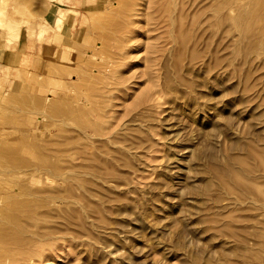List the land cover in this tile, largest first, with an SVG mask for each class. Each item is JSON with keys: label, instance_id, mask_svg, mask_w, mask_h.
I'll list each match as a JSON object with an SVG mask.
<instances>
[{"label": "rangeland", "instance_id": "obj_1", "mask_svg": "<svg viewBox=\"0 0 264 264\" xmlns=\"http://www.w3.org/2000/svg\"><path fill=\"white\" fill-rule=\"evenodd\" d=\"M13 1L0 0V11L5 14L0 20V264H264V47L260 41L255 39L254 45L249 39L257 32L258 16L264 17V3L257 0L262 4L261 14L260 4L251 2L254 7L258 4L255 14L253 9L250 12L253 6L249 7V0H232L231 10L236 11H228L233 21L232 45L220 43L226 44L224 50L219 44L217 62L208 53L210 45L201 53L206 45L202 41L196 49L192 41H199L208 24L222 17L223 11H215L222 0H193V6L185 8L182 3L189 0ZM241 6L250 11L245 15ZM62 11L69 12V21L68 28L61 31L54 19ZM255 15L258 20L253 21ZM251 23L254 31L248 29ZM259 23L261 20L260 28L264 21L261 26ZM219 25L217 32L222 35L224 26ZM245 27L247 30L242 29ZM247 31L254 33L247 36ZM183 37L187 44L181 41ZM229 46L231 51L227 52ZM190 47L199 51L191 54V60L189 54L194 49ZM182 51L188 63L184 57L180 56L182 61L177 57ZM58 52L63 53L62 58ZM198 53L206 61L198 59ZM221 55L228 60L223 62ZM173 59L175 64L180 60L183 69L181 65L174 68ZM83 127H88L86 140L90 144L87 153L82 144L78 146L84 151L80 155L97 166L102 165L100 151H105L101 149L105 139L127 129L133 134L130 139L135 141V151L120 146L124 161L108 171L119 179L112 183L96 180V184L84 187V176L79 174V187L83 188L71 184L69 178L76 175L74 164L83 161V157H72V138L81 140ZM134 135L137 138L133 139ZM240 159L254 170L249 181L248 175L240 172ZM211 170H223L229 176L221 173L219 177L220 172L213 175ZM238 173L254 186L253 193H243L247 204L236 202L235 193L231 195L235 188L230 186V174ZM47 175L51 180L45 178ZM222 176L230 184L226 186L231 196L226 189L221 190L224 186L218 187ZM70 192L72 200L68 202ZM53 193L68 197L61 195L62 203L51 204L47 196ZM79 195L85 196L84 201ZM52 225L47 232L56 233L52 240L57 241L36 239L44 234L43 227ZM40 231L44 232L40 235Z\"/></svg>", "mask_w": 264, "mask_h": 264}, {"label": "bare ground", "instance_id": "obj_2", "mask_svg": "<svg viewBox=\"0 0 264 264\" xmlns=\"http://www.w3.org/2000/svg\"><path fill=\"white\" fill-rule=\"evenodd\" d=\"M9 1V0H8ZM16 1V0H15ZM15 1H13L14 2V4H15ZM104 1V0H103ZM103 1H101V2H103ZM158 1H160V0H158ZM186 1V0H185ZM195 1H198V0H195ZM220 0H218V2H219ZM238 1V0H237ZM250 1V3L253 1V0H249ZM257 1V0H256ZM19 2V1H18ZM20 2H21V0H20ZM24 2V1H23ZM193 2V0H191V2H190V0L189 1H187L186 3L183 1V8H185L186 6H188V5H190L191 4V6H193V4L195 3H192ZM216 2H217V0H216ZM217 2V3H218ZM239 2H242L241 4H244V2L243 1H239ZM238 2V3H239ZM261 2H263L264 3V1L263 0H261ZM17 3V2H16ZM220 4H217L216 5V7L215 8H217V10H215V11H217V12H221V11H223V13L224 14H221L222 15V17L220 18V19H215L214 21H212V22H210L207 26H208V28L207 29H205V31H203L201 34H199V33H197V34H199V36L200 37H198V39H199V41H195V42H193L191 39H188V40H191L192 41V43H193V45L192 46H195L196 47V49H197V47H198V45H200L201 44V42L202 43H204V45H206L204 48H201V46H200V48L201 49H203V50H200V52L202 53L203 51L204 52H206L207 50H208V53H209V55H212L213 57H215V61H217L218 62V58L220 57L219 55V52H220V45L222 46V44H220V43H222V42H226L227 44H228V42H230L231 41V39H232V30H231V24H232V18L230 17V14L231 13H229L228 11L230 10L231 12L233 11V12H235L236 13V11H234L235 9H233V10H231V6L233 5L232 4V0H222V1H220L219 2ZM234 3V2H233ZM247 3V5L249 4V2L247 1L246 2ZM252 3H256L255 2V0H254V2H252ZM251 3V5L249 6V7H252L253 6V8H246V6H245V8H246V12H247V10L248 11H250V12H252V9L254 10V9H256L257 8V5L258 4H260V2L258 3V1H257V5H255V7H254V5ZM120 4V3H119ZM118 4V5H119ZM160 4V3H159ZM216 4V3H215ZM240 4V5H241ZM121 5H122V3H121ZM120 5V6H121ZM239 5V6H240ZM108 6V5H107ZM181 6V5H180ZM243 6V5H242ZM241 6V7H242ZM181 7V8H182ZM207 7H209V6H207ZM212 7V6H211ZM233 7V6H232ZM244 7V6H243ZM243 7H242V10H243ZM264 7V6H263ZM259 9L260 8H262V4H260L259 5V7H258ZM257 8V9H258ZM16 9V8H15ZM160 9V8H159ZM190 10H191V8H189ZM188 9V10H189ZM241 9V8H240ZM256 9V10H257ZM264 9V8H263ZM49 10V9H48ZM71 10V9H70ZM152 10V9H151ZM181 10V9H180ZM183 10V13H184V11H185V9H182ZM212 10V9H211ZM262 9H260V10H258L259 12L261 11ZM59 11H60V9H59ZM239 11V10H238ZM244 11V10H243ZM257 11V12H258ZM264 11V10H263ZM262 11V12H263ZM245 12V11H244ZM246 12H245V15H246ZM250 12L248 13V15L250 14ZM259 12H258V15H259ZM262 12H260L261 14H262ZM187 13V12H186ZM216 13V12H215ZM215 13H213V14H215ZM253 13H255V14H257L256 13V11L254 10V12ZM252 13V14H253ZM264 13V12H263ZM59 14V13H58ZM130 14V13H129ZM195 14V13H194ZM202 14V13H201ZM217 14V13H216ZM234 14V13H233ZM252 14H250L249 16H251L252 17ZM92 15V14H91ZM182 15V14H181ZM180 15V16H181ZM217 15H219V14H217ZM217 15H215V16H217ZM220 15V16H221ZM232 15V14H231ZM238 15V14H237ZM241 15V14H240ZM244 15V14H243ZM257 15V16H258ZM93 16V15H92ZM129 16V15H128ZM192 16V15H191ZM214 15H213V17H215ZM254 16V15H253ZM256 15H255V18L253 19V21H256L255 19H257L258 20V18H256L257 17ZM262 16H264V15H262ZM130 17V16H129ZM174 17V16H173ZM196 17V16H195ZM195 17H193L192 19H195ZM211 17V16H210ZM247 18H249L248 16H246ZM245 17V18H246ZM258 17H260V19L258 20V21H256L255 23L257 24V28H256V30L254 29V25H253V23H251V24H249V28L248 29H250V30H255V31H257L256 33H254V32H251L250 31V33L251 34H249V32L247 31V36H252V33H254L253 34V37H254V39H253V37L251 38H249V39H252L253 41V44L255 43L254 42V40L256 39L257 41H260L261 42V44L263 45V47H264V23L262 24V22L264 21L263 19H264V17H262L261 18V16H258ZM4 18H5V14L3 13V12H1L0 11V20H4ZM179 18V17H178ZM180 19V18H179ZM184 19V18H183ZM208 19H210V18H208ZM237 19V18H236ZM45 20V19H44ZM55 21H54V25L59 29V30H65L66 28H68V21H69V12H61L58 16L56 15V17H55V19H54ZM261 20V24L263 25V26H261V24H260V28L258 27V22ZM263 20V21H262ZM23 21V20H22ZM179 21V20H178ZM192 21V20H191ZM194 21V20H193ZM193 21H192V23H193ZM232 21V22H231ZM241 21V20H240ZM125 22V21H124ZM185 22V21H184ZM195 22V21H194ZM197 22V21H196ZM207 22V21H206ZM209 22V21H208ZM207 22V23H208ZM17 23V22H16ZM71 23V22H70ZM154 23V22H153ZM172 23V22H171ZM170 23V24H171ZM191 23V24H192ZM204 23V22H203ZM202 23V24H203ZM220 23H222V25L224 26V28H223V30H222V35L219 33V32H217L221 27V25H219ZM231 23V24H230ZM249 23H250V19H249ZM254 23V24H255ZM1 24H3V23H1ZM0 24V25H1ZM11 24V23H10ZM15 24V23H14ZM242 24H243V21H242ZM255 24V25H256ZM16 25V24H15ZM196 25V24H195ZM17 26V25H16ZM150 26V25H149ZM181 26V25H180ZM206 26V25H205ZM204 26V27H205ZM206 26V27H207ZM242 26H245V24L244 25H242ZM172 27V26H171ZM195 27V26H194ZM203 27V26H202ZM246 27H248V26H246ZM246 27L245 28H242V29H245V30H247L246 29ZM253 29H252V28ZM256 27V26H255ZM191 28V27H190ZM197 27H195V29H196ZM259 28V29H258ZM184 29V28H183ZM234 29V28H233ZM258 29V30H257ZM189 30V29H188ZM244 30V31H245ZM179 31H180V29H179ZM178 31V32H179ZM243 31V32H244ZM44 33V32H43ZM191 33V32H190ZM181 34V33H180ZM249 34V35H248ZM121 35V34H120ZM188 35V34H187ZM244 35H245V32H244ZM174 36V35H173ZM181 36V35H180ZM184 36L186 37V33L184 34ZM246 36V37H247ZM189 37V36H188ZM235 37H237V36H235ZM242 37V36H241ZM244 37V36H243ZM256 37V38H255ZM18 38V37H17ZM195 38H197L196 37V34H195ZM161 40V39H160ZM186 40V38H184L183 37V40H181L182 42H185V44H187L186 42H188V41H185ZM196 40V39H195ZM243 40V39H242ZM68 41H69V39H68ZM191 41H190V44H191ZM256 41V42H257ZM198 42V44H195V43H197ZM205 42H206V44H205ZM242 42V41H241ZM247 42H249V41H247ZM252 42H251V44H252ZM65 43V42H64ZM181 43V42H180ZM240 43V42H239ZM244 43H245V41H244ZM190 44L188 43V45L190 46ZM220 44V45H219ZM229 44H231L232 45V43L230 42ZM256 44V43H255ZM254 44V45H255ZM261 44L259 43V45H258V43H257V45H258V47L259 46H261ZM207 45H210V47L206 50V47H207ZM219 45V46H218ZM234 45V44H233ZM180 46H181V44H180ZM189 46H186V47H189ZM223 46H224V48H223ZM222 46V49H224L225 50V47H226V44L225 45H223ZM252 47H254L253 45H251ZM124 47V46H123ZM182 47V46H181ZM258 47H256V48H258ZM191 49H194V47H190ZM199 48V49H200ZM231 48H232V46H231ZM181 49V48H180ZM191 49L189 50V52L191 51ZM222 49H221V51H222ZM253 49H255V48H253ZM263 49V48H262ZM177 50V49H176ZM183 50V49H182ZM187 50V49H186ZM188 50H187V52H188ZM206 50V51H205ZM227 52L230 50L231 51V49H230V46L229 47H227ZM178 51V50H177ZM195 51H197V50H192V53H188L190 56H191V58H190V60L192 59V56L193 55H191V54H193V53H196ZM261 51V50H260ZM197 52H199V51H197ZM264 52V51H263ZM183 53V54H182ZM121 54V53H120ZM178 54V53H177ZM181 54V55H180ZM177 57H179V59L182 61V59H183V57H184V60H186L187 58H185V55H184V51H182L181 53H180ZM205 54V53H204ZM221 54H224L223 53V51L221 52ZM228 54H230V53H228ZM103 55V54H102ZM195 55H197V58L199 57L200 59H202V61H206L204 58V56H202V57H204V58H201V56H199V53L198 54H195ZM207 55V54H206ZM57 56L58 57H60V58H62L63 57V53H61L60 54V52H58L57 53ZM93 56V55H92ZM166 56V55H165ZM180 56H182L181 58H180ZM187 56V55H186ZM208 56V55H207ZM206 56V57H207ZM219 56V57H218ZM222 56V58H223V55H221ZM248 56V55H247ZM118 57V56H117ZM173 57H175V56H173ZM230 57V56H229ZM228 56L226 57V58H229ZM44 58V57H43ZM196 58V57H195ZM198 58V59H199ZM222 58H220V60H219V62H221V59ZM225 58V57H224ZM222 59L223 60V62H224V60L225 59ZM97 59V58H96ZM113 59V58H112ZM175 59H177V58H175ZM189 59V58H188ZM186 60V62L187 61H189V60ZM196 60V61H198L199 62V60ZM204 59V60H203ZM213 59V58H212ZM103 60V59H102ZM109 60V59H108ZM179 60V61H180ZM195 60V59H194ZM207 60H208V57H207ZM226 60H228V59H226ZM225 60V61H226ZM230 60V59H229ZM173 61H175L174 59L172 60V62ZM178 61V62H179ZM254 61V60H253ZM45 62V61H44ZM105 62V61H104ZM103 62V63H104ZM107 62V61H106ZM116 62V61H115ZM178 62H177V60H176V64H175V62H173L174 64L173 65H176V67L175 66H173L174 68H179L180 67V65L182 64V63H180L179 65H178ZM185 62V61H184ZM192 62V61H191ZM191 62H189V66H190V64H191ZM208 62V61H207ZM231 62V61H230ZM252 62V61H251ZM47 63V62H46ZM101 63V62H100ZM110 64H112L113 65V60H111L110 59V62H109ZM188 63V62H187ZM211 63H212V60H211ZM226 63V62H225ZM253 63V62H252ZM47 64H49V63H47ZM81 64V63H80ZM116 64V63H115ZM169 64V63H168ZM197 64V63H196ZM199 64H201V63H198L197 65H199ZM45 65V64H44ZM58 65V64H57ZM182 65H184V64H182ZM182 65H181V69H183V67H182ZM202 65V64H201ZM212 65H213V68H214V61H213V63H212ZM211 65V66H212ZM227 65H229V67H230V65H231V63H229V64H227ZM243 65V64H242ZM263 65V64H262ZM48 66V65H47ZM51 66V65H50ZM65 66V65H64ZM107 66V65H106ZM116 66V65H115ZM185 66H187V65H185ZM204 66V65H203ZM218 66H219V64H218ZM232 66V65H231ZM239 66V65H238ZM244 66V65H243ZM114 67V66H113ZM194 67V66H193ZM192 67V68H193ZM224 67V66H223ZM226 67V66H225ZM228 67V66H227ZM262 67V66H261ZM108 68V67H107ZM184 68H186V67H184ZM195 68V67H194ZM212 68V67H211ZM216 68V67H215ZM220 68V67H219ZM240 68H242V67H240ZM249 68V67H248ZM170 69H173V68H170ZM181 69H180V72H181ZM198 69V68H197ZM221 69H222V67H221ZM227 69V68H226ZM225 69V70H226ZM246 69V68H245ZM244 69V70H245ZM51 70H53V69H51ZM107 70V69H106ZM105 70V71H106ZM113 70V69H112ZM111 70V71H112ZM169 70V69H168ZM177 70H179V69H177ZM177 70H176V72H177ZM188 70V69H187ZM215 70V69H214ZM217 70V69H216ZM224 70V69H223ZM228 70V69H227ZM226 70V71H227ZM229 70H230V68H229ZM247 70H249V69H247ZM46 71V70H45ZM54 71V70H53ZM52 71V72H53ZM110 71V70H109ZM183 71V70H182ZM194 71V69H192V72ZM207 71V70H206ZM212 71V73H213V70H211ZM256 71V70H255ZM259 71H260V69H259ZM51 72V71H50ZM113 72V71H112ZM170 72V71H169ZM187 72H189V71H187ZM217 72V71H216ZM219 72V71H218ZM258 72V71H257ZM54 73V72H53ZM107 73V72H106ZM177 73H179V71L177 72ZM182 73V72H181ZM181 73H179V75L181 76L182 74ZM211 73V72H210ZM248 73V72H247ZM246 73V75H248ZM28 74V73H27ZM57 74H59L58 72H57ZM56 73H54V75H57ZM114 74V73H113ZM174 74H176V73H174ZM208 74V73H207ZM214 74V73H213ZM217 74V73H216ZM254 74H256V73H254ZM104 75V74H103ZM177 75V74H176ZM210 75V74H209ZM231 75V74H230ZM245 75V76H246ZM57 76H60V74L59 75H57ZM76 76V75H75ZM98 76V75H97ZM96 76V77H97ZM167 76V75H166ZM178 76V75H177ZM176 76V77H177ZM179 76V78H181L182 79V76L180 77ZM245 76H244V79H245V81H247V79H248V76H246L247 77V79L245 78ZM28 77V76H27ZM107 77V76H106ZM110 77H112V75L111 74H109V78ZM213 77V76H212ZM250 77V76H249ZM169 78V77H168ZM178 77L177 78H175L176 80L177 79H179ZM95 79V78H94ZM112 79V78H111ZM170 80V79H169ZM180 80V79H179ZM183 80V79H182ZM182 80H180V81H182ZM80 81V80H79ZM208 81V80H207ZM169 82V81H168ZM212 82V81H211ZM215 82V81H214ZM82 83V82H81ZM181 83H183V82H181ZM186 82L184 81V83L183 84H185ZM190 83V82H189ZM188 83V84H189ZM205 83V82H204ZM244 82H242V84H243ZM85 84V83H84ZM178 84V83H177ZM187 84V85H188ZM194 84V83H193ZM201 84H203V83H201ZM215 84V83H214ZM178 85H180V84H178ZM182 85V84H181ZM190 85V84H189ZM196 85V84H195ZM198 85V84H197ZM184 86V85H183ZM189 87V86H188ZM164 88V87H163ZM162 88V89H163ZM166 88V87H165ZM185 88H186V86H185ZM169 89V88H168ZM167 89V90H168ZM174 89V88H173ZM177 89V88H176ZM184 89V88H183ZM182 89V90H183ZM171 91L173 92L174 90H172L171 89ZM146 92V91H145ZM148 93H150L151 94V92H148ZM174 93V92H173ZM209 93V92H208ZM166 94V93H165ZM164 94V95H165ZM181 94V93H180ZM196 94V93H195ZM88 95V94H87ZM156 94H154V96H155ZM159 95V94H158ZM163 95V96H164ZM76 96V95H75ZM95 96V95H94ZM92 98H93V96H91ZM140 97V96H139ZM144 97V96H143ZM167 97V96H166ZM192 97V96H191ZM89 98V97H88ZM92 98H89V99H92ZM145 98V97H144ZM141 99V98H140ZM146 99V98H145ZM149 99V98H148ZM97 100V99H96ZM147 100V99H146ZM190 100V99H189ZM192 100V99H191ZM98 101V100H97ZM193 101V100H192ZM191 101V102H192ZM211 101V100H210ZM82 102V101H81ZM84 102V101H83ZM99 102V101H98ZM144 102V101H143ZM87 103V102H86ZM185 103V102H184ZM52 104V103H51ZM83 104V103H82ZM197 104V103H196ZM201 104V103H200ZM47 105V104H46ZM89 105V104H88ZM141 105V104H140ZM76 106H78V105H76ZM95 106V105H94ZM98 106V105H97ZM101 106V105H100ZM193 107H194V105H192ZM54 107V106H53ZM90 107V106H89ZM88 107V108H89ZM91 107H93V106H91ZM91 107H90V109H91ZM196 107V106H195ZM200 107V106H199ZM72 108V107H71ZM85 108H86V106H85ZM191 108V107H190ZM94 109V108H93ZM99 109V108H98ZM154 109V108H153ZM200 109H202V108H200ZM43 110V109H42ZM52 110V109H51ZM58 110V109H57ZM81 110V109H80ZM92 110V109H91ZM103 110V109H102ZM193 109H191V111H192ZM197 110V109H196ZM54 111V110H53ZM145 111V110H144ZM209 111V110H208ZM56 112V111H55ZM77 112V111H76ZM96 112V111H95ZM99 112H101V111H99ZM141 112V111H140ZM81 113V112H80ZM138 113V112H137ZM195 113V112H194ZM36 114V113H35ZM47 114V113H46ZM84 114V113H83ZM92 113H90V115H91ZM59 115V114H58ZM95 115V114H94ZM140 115V114H139ZM195 115V114H194ZM85 117V116H84ZM134 117V116H133ZM136 117H138L139 118V116H135V118ZM85 119V118H84ZM134 119V118H133ZM137 119V118H136ZM29 120V119H28ZM27 120V121H28ZM66 120V119H65ZM86 120V122H87V119H85ZM84 120V121H85ZM89 120V119H88ZM26 121V120H25ZM26 121V122H27ZM30 121H32L31 119H30ZM43 121V120H42ZM59 121V120H58ZM92 121V120H91ZM94 121V120H93ZM81 122H83V120L81 121ZM86 122H84V123H86ZM90 121H88L87 123H89ZM97 122V121H96ZM134 122V121H133ZM29 123V122H28ZM84 123H80L81 125H83ZM86 123V124H87ZM92 122H90L89 124H91ZM100 123V122H99ZM210 123H211V121H210ZM79 124V125H80ZM96 124H98V123H96ZM101 124V123H100ZM99 124V125H100ZM30 125V124H29ZM63 125V124H62ZM92 125H93V123H92ZM94 125H95V121H94ZM83 126H85V125H83ZM97 126V125H96ZM95 126V127H96ZM136 126V125H135ZM33 127V126H32ZM79 127H81V126H79ZM93 127V126H92ZM123 127V126H122ZM169 127H170V125H169ZM90 128V127H89ZM131 128V127H130ZM135 128V127H134ZM43 129V128H42ZM149 129H150V127H149ZM170 129V128H169ZM172 129V128H171ZM46 130V129H45ZM78 130H79V128H78ZM97 130H99V126L97 127ZM96 130V128H94V130L93 131H97ZM125 130V129H124ZM124 130H122V131H124ZM167 130V129H166ZM173 130V129H172ZM172 130H171V132H172ZM50 131V130H49ZM82 132H83V138L80 140L79 138H75V137H73L72 138V140H74V143H73V148H75V151H73V153H72V157H74V159H77L78 158V156H80L81 158H82V160L81 159H79V160H81L80 162V164H78V163H76V161H75V163H76V165L74 164V166H73V168H72V171L76 174L75 176H72V177H70L69 178V180L71 181V184H74V185H77L78 187H75L76 189H81V188H83V187H79V180L77 179L78 178V176H79V174L80 175H83L84 176V178H85V176H90V177H92V179L90 178V180L88 181V179L89 178H80V179H82L83 181H81L82 183H84V184H86V185H84V187H86V186H92V184L91 183H94L96 180H103V181H105L106 183H108V182H114V180H116V179H119V177L117 176V175H114V174H112V173H109L108 171L109 170H115L117 167H119V165H121L120 164V161H124L123 159V155L125 154H123V152H124V149H122V148H120V146H122L123 147V145H127V150L128 151H130V150H133V151H135V149L137 148L136 147V144H135V141H132L131 139H130V136H132L133 134H130V133H128L129 131H128V129H127V131H125V132H121V133H115V134H113V137H109L108 139H105L104 141H103V146H101V149H105V151H100L101 152V154H102V157H103V160L101 159V161H102V165L101 166H97V165H95V164H93L94 163V161H93V163H91V161H89V157H85L84 155H80V151H83V150H87L88 149V146H89V144H90V142L89 143H87V140H86V138H87V136H88V127L86 128V129H84V127H83V129L81 130ZM134 131V130H133ZM169 131L170 130H168V133H167V131H166V133H167V135L166 136H169L168 134H169ZM36 132V131H35ZM78 132V131H77ZM180 132V131H179ZM212 132V131H211ZM34 133V132H33ZM92 133V132H91ZM134 133V132H133ZM173 133H175V132H173ZM214 133V132H213ZM54 134V133H53ZM79 134V133H78ZM103 134V133H102ZM140 134V133H139ZM177 133H175V135H176ZM81 135V134H80ZM174 135V134H173ZM91 136V135H90ZM89 136V137H90ZM110 136V135H109ZM136 136H138V135H136ZM135 135L133 136V139H135L134 137H136ZM140 136V135H139ZM142 136V135H141ZM22 137V136H21ZM92 137V136H91ZM94 137V136H93ZM92 137V138H93ZM173 136H170V138H172ZM41 138H43V137H41ZM137 138V137H136ZM143 138V137H142ZM166 138V137H165ZM169 138V137H168ZM169 138V139H170ZM177 138V137H176ZM15 139V138H14ZM21 139V138H20ZM140 139H141V137H140ZM147 139V138H146ZM149 139H151V138H149ZM168 139V140H169ZM23 140V139H22ZM24 140H26V139H24ZM84 140V141H83ZM90 140V139H89ZM137 140V139H136ZM167 140V141H168ZM30 141V140H29ZM93 141V140H92ZM140 141V140H139ZM146 141V140H145ZM25 142V141H24ZM131 142V143H130ZM169 142H170V140H169ZM172 142V141H171ZM140 143H142V140H141V142ZM152 143V142H151ZM80 144H82L83 146H82V149L83 150H81L78 146L80 145ZM88 144V145H87ZM57 145V144H56ZM91 145H92V143H91ZM94 145V144H93ZM37 146V145H36ZM49 146V145H48ZM47 146V147H48ZM124 148V147H123ZM173 148V147H172ZM53 149V148H52ZM55 149V148H54ZM54 149H53V151H54ZM57 149V148H56ZM91 149V148H90ZM58 150V149H57ZM61 150V149H60ZM63 150V149H62ZM66 150V149H65ZM169 150V149H168ZM89 150H87V151H85L86 153L88 152ZM36 152V151H35ZM55 152V151H54ZM58 152V151H57ZM60 153H61V151H59ZM84 152V151H83ZM32 153V152H31ZM59 153V154H60ZM139 153V152H138ZM55 154V153H54ZM57 154V153H56ZM83 154H85V153H83ZM95 154H98V153H95ZM94 154V155H95ZM22 155H23V153H22ZM35 155V154H34ZM61 155V154H60ZM63 155V154H62ZM174 155V154H173ZM70 156V155H69ZM90 156V155H89ZM99 156V155H98ZM118 156V157H117ZM167 156V155H166ZM59 157V156H58ZM171 157V156H170ZM32 158V157H31ZM98 158V157H97ZM46 159V158H45ZM168 159V158H167ZM232 160V159H231ZM50 161V160H49ZM74 161V160H73ZM171 161L172 160H170L169 159V162L171 163ZM176 161V160H175ZM178 161V160H177ZM238 161V165H240V167H241V169H242V171H240V172H243L242 174H245V175H248L247 176V180L249 181V177H250V175H252V173H253V171L254 170H252L251 168H250V165L248 164V163H246L245 161H243L242 159H240V160H237ZM263 161V160H262ZM46 162V161H45ZM44 162V163H45ZM68 162V161H67ZM95 162H98L97 160L95 161ZM125 162L126 163H128L127 162V160H125ZM173 162V161H172ZM178 162H181V161H178ZM178 162H176V163H178ZM71 162H69V165H71L70 164ZM101 163V162H100ZM174 163V162H173ZM172 163V164H173ZM263 163H264V161H263ZM48 164V163H47ZM62 164H63V162H62ZM168 164V163H167ZM233 164V163H232ZM60 165H61V163H60ZM235 165V164H234ZM45 166V165H44ZM48 166H49V164H48ZM53 166H54V164H53ZM227 166H229V165H227ZM46 167H47V165H46ZM130 167V166H129ZM259 167H261L262 168V166L260 165ZM263 167H264V164H263ZM48 168V167H47ZM60 168H61V166H60ZM69 168V167H68ZM212 168V167H211ZM210 168V169H211ZM215 168V167H214ZM49 169H52V168H49ZM59 169V168H58ZM64 169V168H63ZM209 169V170H210ZM213 169V168H212ZM221 169V168H220ZM232 169L233 168H231V170L230 171H232ZM240 169V170H241ZM12 170V169H11ZM83 170V171H82ZM98 170V171H97ZM100 170H102V171H106V173L105 174H100L99 175V173H101V172H99ZM208 170V171H209ZM236 170V168H234V170L233 171H235ZM36 171V170H35ZM49 171V170H48ZM82 171V172H81ZM207 171V169H206V172H208ZM213 171V172H212ZM215 171V172H214ZM221 171H223V170H221ZM221 171H216V170H211V172L213 173V175L214 174H217V172H220V175H219V177L221 176V173L223 174V175H226L227 173H223L224 171H225V166H224V171L223 172H221ZM263 171H264V169H263ZM8 172V171H7ZM99 172V173H98ZM205 172V171H204ZM205 172V173H206ZM35 173V172H34ZM39 173V172H38ZM204 173V174H205ZM235 173H236V171H235ZM207 174H209L210 175V173H207ZM7 175H8V173H7ZM37 175V174H36ZM63 175V174H62ZM193 175H195V174H193ZM240 173H238V175H232V174H230V180L232 181V183L233 184H229V182H228V180L226 181V179L227 178H224L223 176V178L222 179H220V181H219V186L218 187H221L220 185H222V186H224V187H221V190H222V188L225 190H227V194L229 193V192H231L230 191V189H229V192H228V188H229V185L232 187V186H234L233 188H235V191L233 190V188H231V190H233L231 193V195H233L234 193H235V195H233L234 196V200L237 202H239V203H246V201H245V197H247L245 194H243V193H253V184H252V186H251V184H248V183H246V181L244 180V179H242V178H245V176L244 175H240ZM226 176H229V175H226ZM242 176V177H241ZM41 177V176H40ZM211 177V176H210ZM218 177V178H219ZM47 180H51V178H50V176L49 175H47L46 177H45ZM216 178V177H215ZM229 178V177H228ZM241 178V179H240ZM8 179V178H7ZM254 179V178H253ZM122 180H123V178H122ZM212 180V179H211ZM209 181H210V179H209ZM247 181V182H248ZM251 181V180H250ZM62 182L64 183V182H66V179H63L62 180ZM97 182V181H96ZM96 182H95V184H96ZM207 182H208V180H207ZM216 182V181H215ZM252 182V181H251ZM22 183V182H21ZM53 184H54V182H53ZM64 184H66V183H64ZM215 184V183H214ZM55 185V184H54ZM99 185V184H98ZM216 185V184H215ZM228 186V188H227V186ZM255 185V184H254ZM101 186V185H100ZM99 186V187H100ZM16 187V186H15ZM63 187V186H62ZM69 187V186H68ZM206 187V186H205ZM11 188H14V187H11ZM17 188V187H16ZM75 188H73L74 190H75ZM88 188V187H87ZM86 188V189H87ZM101 188V187H100ZM99 188V189H100ZM104 188V187H103ZM214 188H215V186H214ZM15 189V188H14ZM38 189V188H37ZM132 189V188H131ZM220 189V188H219ZM129 190V189H128ZM206 190V188L204 189V191ZM236 190H237V193H236ZM255 190H256V187H255ZM254 190V191H255ZM262 190V189H261ZM72 191V190H71ZM81 191V190H80ZM130 191V190H129ZM263 191V190H262ZM260 192V193H263V192ZM82 192V191H81ZM88 192V191H87ZM86 192V193H87ZM104 192H106L105 190H104ZM56 193V192H55ZM55 193H53V195L51 194V195H49V196H47V199H48V201L51 203V204H56V203H62L63 202V200H64V198H62V197H66L65 195L63 196V194H61L62 195V197H61V195H55ZM83 193V192H82ZM89 193V192H88ZM217 193V192H216ZM256 193V192H255ZM14 194V193H13ZM21 194V193H20ZM24 194V193H23ZM57 194V193H56ZM80 194V193H79ZM95 194V193H94ZM206 194H208V193H206ZM12 195V194H11ZM19 195V194H18ZM27 195V194H26ZM71 192L69 193V199L67 200L68 202H70L71 200H72V198H71ZM73 195H75V194H73ZM77 195V194H76ZM85 195V194H84ZM103 195V194H102ZM201 195V194H200ZM204 195V194H203ZM211 195V194H210ZM229 195V194H228ZM231 195H229V196H231ZM245 195V196H244ZM80 197H82V200L83 199H85V196L83 197L82 195H79ZM131 196V195H130ZM252 196H256V195H253L252 194ZM258 196V195H257ZM15 197V196H14ZM67 197H68V195H67ZM66 197V198H67ZM210 197V196H209ZM31 198V197H30ZM74 199H75V197H73ZM208 198V197H207ZM254 199H255V197H253ZM259 198V197H258ZM257 198V199H258ZM263 198V197H262ZM66 200V199H65ZM70 200V201H69ZM76 200V199H75ZM87 200V199H86ZM111 200V199H110ZM115 200H116V198H115ZM244 200V201H243ZM246 200H247V198H246ZM84 201V200H83ZM230 201V200H229ZM257 201V200H256ZM261 201V200H260ZM66 202V201H65ZM88 202V201H87ZM264 202V201H263ZM262 202V203H263ZM33 203V202H32ZM45 203V202H44ZM67 203V202H66ZM72 203V202H71ZM123 203V202H122ZM244 203V204H245ZM121 204V203H120ZM241 204V205H242ZM247 204V203H246ZM60 205V204H59ZM58 205V206H59ZM64 205H65V203H64ZM62 206V205H61ZM76 206V205H75ZM112 206V205H111ZM121 206V205H120ZM245 206H247V205H245ZM47 207V206H46ZM64 207V206H63ZM69 207V206H68ZM67 207V208H68ZM86 207V206H85ZM262 207V206H261ZM52 208H54V207H52ZM255 208V207H254ZM72 209H73V207H72ZM116 209V208H115ZM226 209V208H225ZM239 210V209H238ZM65 211V210H64ZM99 211V210H98ZM110 211V210H109ZM263 211V210H262ZM66 213H67V211H65ZM242 212V211H241ZM251 212V211H250ZM255 212V211H254ZM32 213V212H31ZM90 213H91V211H90ZM243 213H245V212H243ZM259 213V212H258ZM56 214V213H55ZM80 214V213H79ZM121 214V213H120ZM196 214V213H195ZM261 214H262V212H261ZM30 215V212H29V214H28V216ZM33 215V214H32ZM68 215V214H67ZM256 215V214H255ZM25 216V215H24ZM40 216V215H39ZM44 216V215H43ZM93 216V215H92ZM257 216V215H256ZM263 216V215H262ZM36 216H34V218H35ZM42 217V216H41ZM48 217H50V216H48ZM73 217V216H72ZM26 218H27V216L24 218L25 220H26ZM38 218V217H37ZM57 218V217H56ZM232 218V217H231ZM259 218H260V216H259ZM39 219V218H38ZM65 218H63L62 220H64ZM70 219V218H69ZM91 219V218H90ZM102 219V218H101ZM238 220L240 219V218H237ZM243 219V218H242ZM27 221V223L28 224H30V222H28V220H26ZM30 221H31V219H30ZM37 221V220H36ZM39 221H40V219H39ZM97 221V220H96ZM249 221V220H248ZM79 222H81V221H79ZM103 222V221H102ZM101 222V223H102ZM116 222V221H115ZM245 222H246V220H245ZM52 223V222H51ZM69 223V222H68ZM77 223V222H76ZM106 223V222H105ZM213 223V222H212ZM215 223V222H214ZM213 223V224H214ZM217 223V222H216ZM239 222L237 221V224H238ZM36 224H37V222H36ZM42 223H39V225H41ZM107 224H108V222H107ZM106 224V225H107ZM111 224V223H110ZM240 224V223H239ZM242 224V223H241ZM25 225V224H24ZM38 225V226H39ZM45 225V224H44ZM70 225V224H69ZM73 225V224H72ZM95 225V224H94ZM229 225V224H228ZM249 225V224H248ZM260 225V224H259ZM30 226V225H29ZM32 226H35V225H32ZM46 226V225H45ZM60 226V225H59ZM71 226V225H70ZM75 226V225H74ZM82 226V225H81ZM213 226V225H212ZM240 226V225H239ZM40 227H42V226H40ZM55 227V226H54ZM72 227V226H71ZM94 227V226H93ZM108 227H109V225H108ZM15 228V227H14ZM28 228H30V227H28ZM45 228L47 229V230H45ZM51 228H53V225L51 226V227H43L42 228V230H44V231H42V232H44V234L43 235H41V231L39 232L40 233V235H41V237H42V239H41V237L38 235V238H36V239H39L40 241H44L46 238L48 239L47 240V242H49V239H53V237L55 236H57L56 235V233H48L47 231H49ZM58 228V227H57ZM60 228V227H59ZM75 228V227H74ZM111 228V227H110ZM109 228V229H110ZM249 228V227H248ZM252 227H250V229H251ZM31 229H33V228H31ZM61 229V228H60ZM250 229H248V230H250ZM23 230V229H22ZM25 230V229H24ZM34 230V229H33ZM54 230V229H53ZM53 230H52V232H53ZM59 230V229H58ZM87 230V229H86ZM30 231H32V230H30ZM55 231V230H54ZM69 231H71V230H69ZM189 231H190V229H189ZM241 231V230H240ZM246 231H247V229H246ZM56 232H57V230H56ZM111 232V231H110ZM109 232V233H110ZM195 232V231H194ZM23 233V232H22ZM35 233H37L38 234V232H36L35 231ZM57 233H59V232H57ZM257 233V232H256ZM260 233H262V232H260ZM28 234H30V232H28ZM32 234H34V232H32ZM37 234L35 235L34 234V236H36L37 237ZM60 234V233H59ZM71 234H73V232L71 233ZM195 234V233H194ZM247 234V233H246ZM253 234V233H252ZM128 235V234H127ZM260 235V234H259ZM27 236V235H26ZM244 236H246L245 234H244ZM25 237V236H24ZM32 237V236H31ZM30 237V238H31ZM68 237V236H67ZM257 237V236H256ZM43 238H44V240H43ZM97 238H98V236H97ZM25 239V241H26V238H24ZM28 240H29V237L27 238ZM35 239V238H34ZM57 239V238H56ZM55 239V240H56ZM68 239V238H67ZM243 239V238H242ZM32 240H33V238H32ZM38 240V241H39ZM50 240V241H51ZM55 240L53 241V242H55ZM58 240V239H57ZM56 240V241H57ZM24 241V242H25ZM29 241H31V239L29 240ZM36 241V240H35ZM38 241H36V242H38ZM39 241V242H40ZM241 241V240H240ZM32 242V241H31ZM35 242V243H36ZM68 242V241H67ZM71 242V241H70ZM78 242V241H77ZM244 242V241H243ZM16 243V242H15ZM20 242H18V244H19ZM23 243V242H22ZM25 243H27V242H25ZM34 243V244H35ZM50 243V242H49ZM52 243V242H51ZM69 243V242H68ZM81 243V242H80ZM236 243V242H235ZM17 244V243H16ZM21 244V243H20ZM42 244H44V243H42L41 242V245L39 246L40 248H41V246H42ZM46 244H48V243H46ZM55 244V243H54ZM103 244V243H102ZM13 245V244H12ZM33 245V242H32V244H31V246ZM36 245H37V243H36ZM101 245V244H100ZM10 247V246H9ZM13 247V246H12ZM19 247V246H18ZM103 247V246H102ZM16 248H17V246H16ZM29 248V247H28ZM30 248H32V249H34L33 247H30ZM35 248H36V246H35ZM44 248V247H43ZM39 248H37V250H38ZM7 250V249H6ZM11 250H13V249H10V251ZM17 250H19V249H17ZM102 250V249H101ZM9 251V250H8ZM25 251V250H24ZM35 251H36V249H35ZM20 252V251H19ZM32 252H33V250H32ZM11 253H12V255H13V251H11ZM25 253H26V251H25ZM247 253V252H246ZM5 254V253H4ZM8 254V253H7ZM21 254H22V250H21ZM21 254H18L19 256L21 255ZM16 255V257L15 258H17V254H15ZM27 255V254H26ZM30 255V254H29ZM29 255H27L28 257H29ZM31 255H33V254H31ZM54 255V254H53ZM118 255V254H117ZM247 255V254H246ZM250 255V254H249ZM249 255H247V256H249ZM8 257H10L11 258V256H9V255H7ZM22 256V255H21ZM5 257V256H4ZM8 257H5V258H8ZM12 257H14V256H12ZM251 257V256H250ZM2 258V257H1ZM10 258H8L9 259V261H11V259ZM14 258V259H15ZM20 258V257H19ZM25 258H27L26 256H25ZM28 260H27V263H28V261H29V258H27ZM54 259V258H53ZM248 259V258H247ZM254 259H255V257H254ZM7 260V259H6ZM20 260H21V258H20ZM244 260H246V259H244ZM16 261V260H15ZM14 261V262H15ZM240 261V260H239ZM3 262V261H2ZM6 263H7V261H5ZM21 262V261H20ZM36 262V261H35ZM244 262H246V261H244ZM248 262V261H247ZM256 262H258V261H256ZM12 263V262H11ZM22 263V262H21ZM242 263V262H241ZM37 264H39V263H37ZM235 264V263H234ZM243 264V263H242ZM252 264V263H251ZM260 264H261V262H260Z\"/></svg>", "mask_w": 264, "mask_h": 264}]
</instances>
